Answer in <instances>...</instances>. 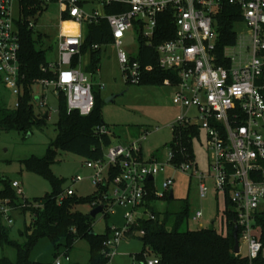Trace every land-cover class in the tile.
Segmentation results:
<instances>
[{
  "label": "built area",
  "instance_id": "1",
  "mask_svg": "<svg viewBox=\"0 0 264 264\" xmlns=\"http://www.w3.org/2000/svg\"><path fill=\"white\" fill-rule=\"evenodd\" d=\"M28 1L31 0H0V81L7 78L8 84L17 86L18 95L22 79L21 28L25 25L32 30L35 28L31 18L26 16ZM32 1L36 2L33 6L36 13L57 4L61 14L59 66L53 79H43L38 84L62 92L68 112H79L81 116H89L95 107L91 79L82 67L89 54L82 55L85 38L81 32L107 21L127 82L139 84L141 67L122 50L123 40L133 29L152 46L159 17L167 12L173 14V37L155 47L159 66L174 72L178 78L175 100L183 112L171 130L174 134L184 127L206 131L212 153L211 176L198 173L195 162L173 163L171 149L168 163L198 178L202 200L209 194L206 181L212 179L216 190L225 198L223 223L226 229V212L229 211L235 214L240 250L243 242L251 264L260 257L264 259L263 231L259 225V218L264 216V0ZM226 4L239 11L241 20L235 25L236 43L221 47L218 17ZM108 8L118 13L109 14ZM67 25L76 26L77 31L71 32ZM240 25L247 28L245 33L238 31ZM76 57L80 63L73 67ZM151 70L147 67L145 72ZM37 101L41 107L46 106L45 100ZM192 109L198 113L197 121L189 115ZM98 132L110 136L106 127L99 128ZM138 144L140 142L129 147L111 145L104 150L103 158L86 161L85 167L92 171L91 182L104 194V200L97 202L96 207L105 205L104 213L108 216L117 208L125 210V226L111 229L112 237L105 243V255L110 259L122 241L128 239L127 232L132 227H137L143 219L156 220L154 214L147 213L146 207L150 178H153L157 200L170 196L174 185V179L169 178L162 183L163 194L156 190V178L166 173V165L155 158L146 161ZM83 181L81 176L74 179V183ZM13 187L19 190L18 195H23L18 182H14ZM73 195L70 189L60 200ZM7 206V203L1 204L0 215L10 226L13 220ZM135 215H139L137 220H134ZM203 217L204 213L198 211L193 221L199 222ZM136 234L144 236L145 232ZM66 261L69 262L68 257ZM55 264L62 263L57 260ZM141 264H159V260L153 257Z\"/></svg>",
  "mask_w": 264,
  "mask_h": 264
},
{
  "label": "rangeland",
  "instance_id": "2",
  "mask_svg": "<svg viewBox=\"0 0 264 264\" xmlns=\"http://www.w3.org/2000/svg\"><path fill=\"white\" fill-rule=\"evenodd\" d=\"M34 24V39L40 50L45 52L48 64L53 67L51 72H57L59 66V38L61 35V14L57 4H51L45 12L26 15ZM77 29L73 30L76 32ZM240 33H245L244 25L238 26ZM86 39L88 29L81 32ZM139 34L135 30L127 32L123 40L122 50L130 58L136 59L140 52ZM236 53H239L237 50ZM100 69L90 76L93 86V95L101 100V113L105 126L112 139V146L129 147L140 142L138 146L144 153L145 160L155 158L162 165H166V173L156 178V190L163 194L162 183L164 180L174 179L172 190L174 200L161 199L154 204L156 213L164 217L167 212L179 213L186 209L188 201L189 218L185 229L200 230L214 227L219 232H227L223 223L226 211L224 195L216 190L212 179L206 181L209 190L207 198L202 200L199 194L200 181L191 172L183 173L169 165V153L174 140L171 128L177 124V118L182 114V109L177 105L175 95L177 89L172 85H140L128 84L122 66L118 59V49L114 43L101 46ZM90 63V57L83 60V68ZM8 79L3 77L0 81V193L9 185L15 193L13 201L15 207L11 210L12 225L3 222L9 228L10 237L18 244L26 242L21 233L25 226L29 225L32 218L29 214L23 215L20 211L25 200L34 201L54 193V186L47 176L31 172L25 161L33 157L42 159L47 155L50 145L58 135L57 124L60 110L59 95L54 87L45 89L41 84L33 86V108L38 116L49 114L45 124L41 127L34 126L30 131L7 130L2 122L5 115L16 111L18 108L17 86L8 84ZM44 101L45 107L39 102ZM109 101V102H108ZM189 115L193 120L198 113L192 109ZM144 137L146 139L144 140ZM193 154L197 164V172L206 177L211 176L212 153L208 147V136L205 130H199V137L193 138ZM86 166V159L71 153L57 151L54 163L50 165L49 173L62 182V190L66 193L73 190L75 197L82 201L95 195L98 191L91 182L92 171ZM78 176L83 182L74 183ZM6 182V183H4ZM18 182L23 195H18V189L13 183ZM168 197V196H167ZM5 203V201H0ZM94 205L88 202L78 203L73 207L74 212L89 215ZM124 209L117 208L109 218L106 214H100L92 221L93 232L97 235H105L108 228H123ZM198 211L204 213L199 222H194L193 217ZM141 214V213H140ZM139 215L134 216L137 220ZM215 223L213 224V222ZM90 242L87 238L79 239L73 248L66 253V248L59 251L48 239L40 240L35 246L31 260L40 264H55L57 260L62 264H90ZM144 252V253H143ZM241 256L247 257V247L241 243ZM138 255V257H136ZM142 255V256H141ZM0 257H7L16 262V251L13 248L0 247ZM68 257L69 262L66 261ZM154 257L149 250L144 251L143 242L136 234L132 238L125 239L111 257L108 264H139L144 260ZM138 258V259H137Z\"/></svg>",
  "mask_w": 264,
  "mask_h": 264
},
{
  "label": "trees",
  "instance_id": "3",
  "mask_svg": "<svg viewBox=\"0 0 264 264\" xmlns=\"http://www.w3.org/2000/svg\"><path fill=\"white\" fill-rule=\"evenodd\" d=\"M35 5L36 2L32 0L26 3L28 15L36 13V8L33 7ZM108 13L115 14L118 11H115L114 8H108ZM240 20L239 11L226 4L218 17L221 47L236 43L235 25ZM173 34V14L167 12L159 17L152 46L146 44L142 37L139 38V56L136 59L132 58V62L141 67L140 85L175 86L178 83V78L174 72L163 70L159 66V57L155 50L156 46L171 39ZM111 43H114V40L107 21L89 26L82 48V55L89 54L90 57V63L86 67L88 74L92 75L99 71L101 46ZM21 45L22 79L19 82L18 108L16 111L5 115L2 122L7 130L30 131L34 126L41 127L45 124L44 116L36 115L33 108V86L38 84L40 80L53 79L54 76L49 69L50 65L46 60L45 52L38 48L33 30L29 29L27 25L21 28ZM94 46L99 48L95 50L93 49ZM79 63L80 59L76 57L73 61V67H77ZM147 67L152 68V70L145 72ZM58 95L61 106L56 140L50 145L44 158L33 157L25 161L31 172L47 176L55 191L52 195L34 201L25 200L22 204L21 213L23 215L29 214L32 218L31 223L26 225L25 230L21 233L26 238L24 244H18L11 239L9 228L0 215V247L2 249L6 247L15 249L17 256L16 262L7 257H0V264H40L33 262L31 255L37 243L42 239L51 241L55 251L65 247L66 253H69L79 239L87 238L91 247L90 264H108L110 261V258L105 255V251H107L105 243L112 237L111 228H108L107 234L97 235L92 228L93 218L90 215L73 211V207L82 202L91 203L96 208V203L104 200L103 192L97 191L94 196L82 201L78 200L75 194L60 200L65 194L62 190V182L49 173L50 165L54 163L57 151L74 154L86 159V161L103 158L104 150L112 145V139L109 135L98 132L99 128L106 127L101 113L102 102L99 97L95 98L93 112L89 116H81L79 112L69 113L65 95L62 92ZM174 135L177 137H174L171 145V150L174 153L173 163L180 165L188 161L195 162L193 138L199 137V129L184 127L177 130ZM148 185L150 194L146 200L147 213L154 214L156 220H141L137 227H132L127 232V236L132 238L136 232L144 231V236H139L143 242L144 251H151L154 257L159 260V264H251L248 257L234 253L235 214L226 212L228 222L226 233L219 232L214 227L200 230L185 229L189 218L188 201L186 200L187 205L184 211L179 213L167 212L162 218L154 208L157 199L153 193L152 181L148 182ZM166 198L171 200L170 196ZM15 199V193L9 185L5 184V189L0 193V201H5L9 207H15L13 204ZM105 217L109 218L108 215ZM259 225L262 227L264 241V216L259 218ZM252 264H264V259L260 257Z\"/></svg>",
  "mask_w": 264,
  "mask_h": 264
},
{
  "label": "water",
  "instance_id": "4",
  "mask_svg": "<svg viewBox=\"0 0 264 264\" xmlns=\"http://www.w3.org/2000/svg\"><path fill=\"white\" fill-rule=\"evenodd\" d=\"M109 102V101H108ZM49 118V114H45L44 119L47 120ZM150 180L152 181L153 178L151 177ZM170 199L174 200V191L171 190L170 192ZM105 211V205H100L96 208H94L91 212H90V216L95 219L97 218L98 215L100 214H104ZM234 239H235V247H234V253L237 255H240L241 250H240V242H239V236H238V229L235 230L234 232Z\"/></svg>",
  "mask_w": 264,
  "mask_h": 264
},
{
  "label": "bare ground",
  "instance_id": "5",
  "mask_svg": "<svg viewBox=\"0 0 264 264\" xmlns=\"http://www.w3.org/2000/svg\"><path fill=\"white\" fill-rule=\"evenodd\" d=\"M67 28H69L72 32L73 30L77 29V27L74 25H69Z\"/></svg>",
  "mask_w": 264,
  "mask_h": 264
},
{
  "label": "crops",
  "instance_id": "6",
  "mask_svg": "<svg viewBox=\"0 0 264 264\" xmlns=\"http://www.w3.org/2000/svg\"><path fill=\"white\" fill-rule=\"evenodd\" d=\"M1 204H3V203H1ZM215 223V221L213 222V224Z\"/></svg>",
  "mask_w": 264,
  "mask_h": 264
}]
</instances>
